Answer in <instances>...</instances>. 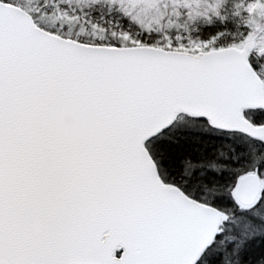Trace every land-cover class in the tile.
Listing matches in <instances>:
<instances>
[{
    "label": "snow or ice",
    "instance_id": "obj_1",
    "mask_svg": "<svg viewBox=\"0 0 264 264\" xmlns=\"http://www.w3.org/2000/svg\"><path fill=\"white\" fill-rule=\"evenodd\" d=\"M0 264H264V0H0Z\"/></svg>",
    "mask_w": 264,
    "mask_h": 264
}]
</instances>
